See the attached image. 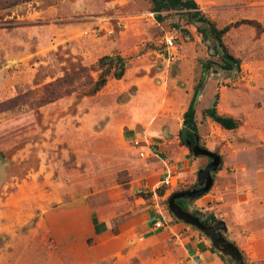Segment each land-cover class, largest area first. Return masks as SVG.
<instances>
[{
	"label": "rangeland",
	"instance_id": "rangeland-1",
	"mask_svg": "<svg viewBox=\"0 0 264 264\" xmlns=\"http://www.w3.org/2000/svg\"><path fill=\"white\" fill-rule=\"evenodd\" d=\"M249 1L198 6L217 27L238 19L243 8L257 12L264 25V0ZM155 15L150 0H27L0 8V102L18 95L24 101L0 112V264H140L149 256L137 226L153 209L175 221L167 197L195 187L197 169L209 161L194 160L179 136L196 85L199 144L221 160L212 186L190 210H202L203 219L220 216L229 226L238 195L255 191L248 172L264 167V110L234 130L203 113L219 97L215 90L205 96L210 78L223 90L247 95L248 104H264V44L252 48L262 32L243 24L222 37L233 57L262 62L250 78L242 58L223 68L220 53L196 28L198 17L189 20L174 10L163 12L162 21ZM111 53L126 60L121 78L109 77L93 95H82V78L75 91L38 104L45 84L77 63L95 68ZM134 139L156 143L161 155L179 153L165 157L169 164L184 157L194 163L171 190L161 182L164 172L151 167L152 158L134 151ZM160 185L170 188L161 197ZM91 216L111 223L107 234L92 235ZM250 229H264V223ZM247 239L249 249L262 246L260 238ZM241 252L245 264L264 260Z\"/></svg>",
	"mask_w": 264,
	"mask_h": 264
},
{
	"label": "crops",
	"instance_id": "crops-1",
	"mask_svg": "<svg viewBox=\"0 0 264 264\" xmlns=\"http://www.w3.org/2000/svg\"><path fill=\"white\" fill-rule=\"evenodd\" d=\"M194 1L200 6H203L204 4L220 5V4H228V3L234 4L241 2H246L243 4H249L250 2L249 0H194ZM240 19H255L260 23L263 22L262 18H260L257 12L244 10L243 8L240 11V16L238 17V19L231 20L229 23L235 22ZM243 26L244 25L241 24L237 27H231V29L239 30L240 28L243 29ZM250 32L253 33L254 30L250 29ZM242 42H245L244 39ZM236 43H241V39L238 40V42ZM262 43L264 44V32H262L258 36V38H256L252 42L253 44L252 48L257 47ZM247 44L248 43L246 42V46ZM111 54H118V53H111ZM235 58L238 59L242 58V62L244 63L245 67L249 69L248 74H250L249 75L250 78L252 77V75H254V73H258L255 69L262 64L261 61L256 60L255 58H249L245 56L242 57V55L238 53L235 56ZM207 86L208 89L205 92V96L211 94V92H213L214 90L219 94L218 95L219 97H217L216 99L217 111L220 114L230 115L235 119L242 121L243 124L242 125L240 124V126H238V129L239 127H245V125L250 124L251 118L254 115H259L264 110V104H261V106L257 105V103L248 104L246 99L247 95L241 93L239 95V93H232L231 91L223 90L225 85L220 84V86H217L216 83H213V79L211 78ZM252 88H255V86H253ZM261 97L264 99V95H262ZM195 114H196V109H195ZM206 117H207V121L213 122L215 125L218 126V124L212 121V119H210L208 116ZM197 129H198V125H197ZM141 150L144 152V157L139 156L140 158L143 159L152 158L153 162L151 167H154L153 169L162 170L164 172L163 173L164 176L161 179L162 184H165L164 178L167 175H169L172 184L166 186L168 187L170 186L171 190L173 189V186H175L176 183L178 182V179L185 178L186 173H188L186 169L188 167H191V164L194 163V160L203 157V156L193 157L191 154L192 158H194V160L192 161H189L187 158L184 157L181 160H177L169 164V160H167L165 157L169 156V159L172 158L175 159L178 157L179 153L175 152L167 156L165 154L161 155L162 152L159 150V147H157V144L156 143L152 144L147 139L145 140L144 143H142ZM134 151L137 153L135 149ZM159 162L162 163L164 168L159 167L158 165ZM246 163L248 164V161ZM179 165L182 166V170L177 173L175 169H177ZM252 170L253 171L249 170L248 174H252L254 177L255 187H256L254 191L255 193L254 192H252V194L248 193L245 195L246 197H242L243 199L238 195L236 205H234L235 210L233 215H231L230 217L227 215L228 218H230L229 220L231 223L229 226L227 225L228 221L226 219L220 216H216V218L220 217L225 221L228 229V233L226 237H228V235L231 234L230 241H232L241 251H243L244 253H248L250 256H253V254H255L257 258L262 259L264 258V229H258L256 231H252L250 229V224L264 223V200H263L264 167L257 169L253 168ZM160 186L162 187L163 185ZM169 189L164 188V191ZM211 192L212 190L208 192L206 196L210 195ZM154 194L156 195L155 192ZM163 195L164 192L162 195H158V196L161 197ZM195 201L196 200H194V202ZM182 206L184 208H187L185 207V205ZM193 209L197 211H202L195 208ZM170 220H171L170 216L166 217L165 215H163L161 209L157 211L156 209H153L151 212L147 213L146 219L143 222H141L140 225L137 226L136 231L137 230L141 231V232H136V234H138L139 236L138 239H139V243L141 244V248L143 250L148 249L151 252L149 256H145L143 259H141L140 264H230L227 262L226 257L222 256L213 248L209 239L205 237L206 240H203L197 237L198 234L197 232L199 231L195 230L192 227L194 232L189 233L187 230L183 229V226L186 227V229H188V226L190 225L185 224L175 218H174L175 221L173 222H171ZM156 222H160L159 227L155 225ZM110 228H111V223L108 220L103 218L102 219L95 218V216H91L90 232L94 237H99L101 235L107 234ZM247 232L250 233L249 236H247ZM255 237L260 238L259 242H261L262 246L256 250L249 249L250 246L248 245L247 238H255Z\"/></svg>",
	"mask_w": 264,
	"mask_h": 264
},
{
	"label": "trees",
	"instance_id": "trees-1",
	"mask_svg": "<svg viewBox=\"0 0 264 264\" xmlns=\"http://www.w3.org/2000/svg\"><path fill=\"white\" fill-rule=\"evenodd\" d=\"M27 0H0V8L9 7ZM152 3V11L155 12L156 19L162 21L165 19L166 15H162L163 12H168L171 10L180 12L183 15H192L194 13L198 14L199 21L202 22L201 25L196 26L197 30L202 34L204 40H211L212 47L218 54V48L231 59V61L226 60L222 57L224 62L223 68L230 69L233 65L239 63V59L230 55L225 47L222 40L223 35L231 28L236 27L241 24H246L253 26L256 29V34L264 32V25L255 19H240L235 22L229 23L221 28H218L216 24L201 14L198 4L194 0H150ZM192 20V19H189ZM192 22V21H190ZM177 24H174L176 26ZM207 65V64H206ZM94 70L97 72L96 76H93L90 72ZM126 70V60L120 54H105L98 58L95 68L87 67L81 63H77L76 67L65 72L61 77H58L54 83H48L44 85L43 94L40 99L37 100L38 104H44L50 102L62 95L69 94L75 91L74 83L80 81L83 78L81 85L83 87L82 95H93L99 91L108 81L109 77L115 79L121 78ZM199 93V86L196 85L193 94L189 100L186 110L183 113V126L179 130L180 141L182 145H185L191 152L190 147L187 145L186 141L182 138V129H185V136L190 141H194L196 135H198L197 124L195 120V105L197 102V96ZM216 99L213 101L212 105L207 107L204 111V115L208 116L212 121L218 124L221 128L225 130H234L240 125V120L235 119L230 115L220 114L216 109ZM23 95H18L7 101L0 102V112L11 110L20 104H23ZM221 160V159H220ZM212 186V185H211ZM185 191V190H182ZM164 188L160 187L158 195H162ZM178 192V191H174ZM173 192V193H174ZM172 194V193H171ZM170 194V195H171ZM170 195L167 197H170ZM264 200V198H263ZM183 201L178 199L177 202ZM216 217L209 213V216L204 220L207 224L208 222H214ZM264 264V260L261 262Z\"/></svg>",
	"mask_w": 264,
	"mask_h": 264
},
{
	"label": "water",
	"instance_id": "water-1",
	"mask_svg": "<svg viewBox=\"0 0 264 264\" xmlns=\"http://www.w3.org/2000/svg\"><path fill=\"white\" fill-rule=\"evenodd\" d=\"M185 17L186 19L194 20L198 17V14L194 13L190 16L185 15ZM218 52L222 58L231 61L221 48H218ZM206 66H208V63ZM182 138L190 147L193 157L203 156L208 158L209 161L204 167L197 170L195 187L185 191L174 192L170 195L167 201L168 209L175 219L190 225L209 239L213 248L222 256L226 257L228 263L245 264L241 250L226 237L228 229L223 219L218 217L211 224H207L203 218H200L190 210L192 202L210 189L213 182L212 173L216 171L220 165V155L201 146L199 144L198 135L195 136L193 142L187 139L185 136V129H182ZM4 162L5 158L0 152V163ZM178 199L186 201L187 209L177 203Z\"/></svg>",
	"mask_w": 264,
	"mask_h": 264
},
{
	"label": "built area",
	"instance_id": "built-area-1",
	"mask_svg": "<svg viewBox=\"0 0 264 264\" xmlns=\"http://www.w3.org/2000/svg\"><path fill=\"white\" fill-rule=\"evenodd\" d=\"M167 43H169V46L172 45V42H171L170 39H167ZM141 147H142V143H141L140 140L135 139V140L132 141V148L135 149V150L137 151V153H138V155H139L140 157H144V152L141 150ZM164 183H165L166 185H170V184H172L171 181H170L169 175H167V176L164 178ZM155 225H156L157 227H159V226H160V222H156Z\"/></svg>",
	"mask_w": 264,
	"mask_h": 264
},
{
	"label": "flooded vegetation",
	"instance_id": "flooded-vegetation-1",
	"mask_svg": "<svg viewBox=\"0 0 264 264\" xmlns=\"http://www.w3.org/2000/svg\"><path fill=\"white\" fill-rule=\"evenodd\" d=\"M177 203H178V204H181V205H184L185 201H180V202H177ZM192 213H195V214H197L200 218H203L202 215H201V213H200L199 211H192ZM204 220H206V219H204ZM208 223L211 224L212 222L209 221Z\"/></svg>",
	"mask_w": 264,
	"mask_h": 264
}]
</instances>
